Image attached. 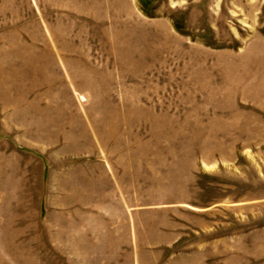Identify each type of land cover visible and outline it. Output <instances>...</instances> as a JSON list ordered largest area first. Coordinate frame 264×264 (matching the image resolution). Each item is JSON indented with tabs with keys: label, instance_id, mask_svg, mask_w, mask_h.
Returning a JSON list of instances; mask_svg holds the SVG:
<instances>
[{
	"label": "rangeland",
	"instance_id": "obj_1",
	"mask_svg": "<svg viewBox=\"0 0 264 264\" xmlns=\"http://www.w3.org/2000/svg\"><path fill=\"white\" fill-rule=\"evenodd\" d=\"M45 194L129 201L132 251L264 264V0H0V264H62Z\"/></svg>",
	"mask_w": 264,
	"mask_h": 264
},
{
	"label": "crops",
	"instance_id": "obj_2",
	"mask_svg": "<svg viewBox=\"0 0 264 264\" xmlns=\"http://www.w3.org/2000/svg\"><path fill=\"white\" fill-rule=\"evenodd\" d=\"M91 165L93 166L92 170ZM79 168L84 171V175H88L87 172H89V176L99 181L100 185H104L106 180L110 183L115 182L111 168L106 162H88L86 164H80ZM51 177L52 174L48 173L47 179L44 181V185L47 188H49ZM42 190L43 193L47 191V189ZM75 204L73 206L74 211L58 210L53 213L54 218H58V222H55V226L57 227L56 233L52 235L49 233V239L54 245L51 251L53 255L60 257L62 264H77L78 259L75 261L71 259V256L107 257V259H104L106 260V264H130L132 254L137 256L135 262L139 264L201 263L199 254L194 249H188L186 251L172 249L171 245L174 241L171 240V234L167 230H163L161 234V236H166V241L152 244L150 247L138 244V247H135L132 251L131 205L124 198L114 201L111 205L100 202L98 203V209L93 211L83 210L82 208L84 206H82V201H80L79 206L77 203ZM31 206H34L33 203ZM37 208L41 210V213L43 212L44 217L42 221L46 229L48 228L49 230V227L52 226L51 224L54 221H52L53 216L51 217V214L49 215L51 205L48 202V196L46 194L40 199ZM70 215L80 216L84 220L92 216L93 220L95 219L96 221L88 222L82 220V222L73 221L75 223H72V220L68 218ZM54 240H58V244L53 242ZM104 260L102 263H104Z\"/></svg>",
	"mask_w": 264,
	"mask_h": 264
}]
</instances>
